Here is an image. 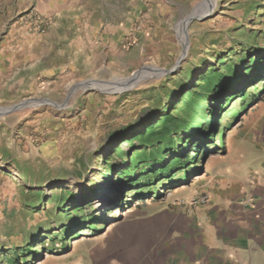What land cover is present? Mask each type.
I'll list each match as a JSON object with an SVG mask.
<instances>
[{"label": "rangeland", "instance_id": "1", "mask_svg": "<svg viewBox=\"0 0 264 264\" xmlns=\"http://www.w3.org/2000/svg\"><path fill=\"white\" fill-rule=\"evenodd\" d=\"M202 1L0 0V41L9 28L34 29L39 19L44 27L40 34L52 26H67L81 38L74 46L81 51L74 48L70 60L54 53L43 62L55 66L63 59L71 61L73 68L65 74L40 77L31 87L12 82L7 70L0 74V264H9L8 253L28 244L40 254L31 264H100V247L114 236L128 235L131 222H144L158 207L204 195L198 192L200 181L233 154L248 116L264 109V0H217L207 18L187 23L184 46L181 25ZM66 2L84 11L83 16L57 19L56 12L66 14ZM222 59L233 63L228 73L233 83L244 65L259 66L252 78L256 85L243 80L237 86L248 99L229 103L239 109L238 115H222L224 105L217 101L213 143L193 160L200 174L134 197L141 183L128 185L130 155L120 154L129 150L124 138L167 113L194 85L187 74L190 68H196L197 76L206 68H219ZM149 64L157 71L144 69ZM138 72L143 78L132 87L78 88L84 80L106 84ZM182 81L186 85H179ZM254 94L256 103L251 101ZM109 195L113 204H108ZM80 220L95 222L94 229L80 226ZM60 222L74 225L70 236H75L66 244L47 239L58 235ZM21 259L19 264H25Z\"/></svg>", "mask_w": 264, "mask_h": 264}, {"label": "crops", "instance_id": "2", "mask_svg": "<svg viewBox=\"0 0 264 264\" xmlns=\"http://www.w3.org/2000/svg\"><path fill=\"white\" fill-rule=\"evenodd\" d=\"M65 8L66 14L56 12L57 19L85 13L68 2ZM80 42L67 26L49 27L44 34L9 28L0 41V74L7 70L12 82L30 87L40 77L65 74L71 61L43 62L54 53L70 60ZM198 192L207 198L202 205L183 199L154 209L144 222H131L128 235L100 247V264H264V109L248 116L233 154L200 181Z\"/></svg>", "mask_w": 264, "mask_h": 264}, {"label": "trees", "instance_id": "3", "mask_svg": "<svg viewBox=\"0 0 264 264\" xmlns=\"http://www.w3.org/2000/svg\"><path fill=\"white\" fill-rule=\"evenodd\" d=\"M217 64L220 65L219 68H206L199 72L197 76H195L196 68H190L187 74H189L191 80L193 79L194 85L171 104L173 106L167 113L157 115L153 123L139 126L137 128L139 133H136L135 129L124 138L129 150H121L120 154L125 157L130 155L127 159L130 163L128 169H130L131 177L128 185L132 187L141 183V187L136 188L139 190H133L134 197H143L144 193L151 190L156 191V185L168 187L174 183L173 181L178 182L179 179L180 181H189L188 177L191 173H199L200 168L193 163V160L195 155L209 148L210 142L213 143L212 137L217 129L213 114L215 103L217 101L223 103L222 115L234 116L239 112V109H234L232 104H229L230 101L235 102L238 98L248 99L245 98L247 92L243 93L242 89L239 90L237 86L243 80L251 81L249 82L251 83L250 86L256 85L252 78L259 66L256 67L254 64L244 65L241 68L243 70L239 71V79L233 83L231 76L228 75L229 72H233V63L228 64L226 59H222ZM226 76H229V78H226ZM181 84L186 85V82L182 81L179 85ZM187 93H190L189 98L186 99L183 106L174 111L178 105L182 104ZM252 100L253 103L259 101L256 94L251 96ZM245 103L246 101H243L240 107ZM211 131H213V134H211ZM136 146H142V148L135 150ZM119 147L117 146L114 155H116ZM132 150L134 151L130 153ZM190 152H193V154H189ZM182 153L185 154L182 157L170 158V155ZM167 159L170 160L166 161ZM136 174L138 175L136 176ZM152 185L153 188H149ZM74 199L72 195L70 201L74 203ZM74 210L80 209L76 206ZM77 223L85 228L94 229L95 222H91V224L89 222L88 224L80 220ZM59 225L58 235H53L51 239H47L52 242L58 239L66 244L67 240L75 236H70L74 225L65 222H60ZM31 245L28 244L20 250L13 249L9 252L8 254L11 255L9 264H19L20 257L22 261L25 260V264H31L33 261L39 260L40 254ZM35 245L37 244H33V246ZM46 249L50 250L49 248Z\"/></svg>", "mask_w": 264, "mask_h": 264}, {"label": "bare ground", "instance_id": "4", "mask_svg": "<svg viewBox=\"0 0 264 264\" xmlns=\"http://www.w3.org/2000/svg\"><path fill=\"white\" fill-rule=\"evenodd\" d=\"M216 2L217 0H203L200 4H198L194 8L192 15L187 17L186 20L183 22V24L181 25L180 31H179V37L184 46H187L188 44L187 43V33H186V27L188 25L187 23L193 17H196V16L199 17V15L202 16V14L212 12L216 7V4H217ZM145 68H150L153 71H157L154 67L151 66V64L144 66V69ZM142 78H143L142 73L138 72L137 74L135 73L134 75L127 77V78H124V77L116 78L114 82H108L106 84H103L97 81H92V80H84L78 83V88L81 90L99 89L102 91H113V90L115 91V88H117V90H120V89H124L127 87H132ZM99 193L103 194L104 192L102 193V191H100ZM107 201H108V204H113L115 202L114 196L109 195V197L107 198ZM117 214H118V211H117Z\"/></svg>", "mask_w": 264, "mask_h": 264}, {"label": "built area", "instance_id": "5", "mask_svg": "<svg viewBox=\"0 0 264 264\" xmlns=\"http://www.w3.org/2000/svg\"><path fill=\"white\" fill-rule=\"evenodd\" d=\"M35 31H37L38 33H42L44 31L43 20L42 19H39L37 21V25H36ZM206 200H207L206 196L198 195V196H196L195 198L192 199V202L194 204L202 205V204H204L206 202Z\"/></svg>", "mask_w": 264, "mask_h": 264}, {"label": "water", "instance_id": "6", "mask_svg": "<svg viewBox=\"0 0 264 264\" xmlns=\"http://www.w3.org/2000/svg\"><path fill=\"white\" fill-rule=\"evenodd\" d=\"M209 15L210 14H205V15H202V16H199V17H193V18L190 19V21L193 20V19H204V18H207Z\"/></svg>", "mask_w": 264, "mask_h": 264}]
</instances>
